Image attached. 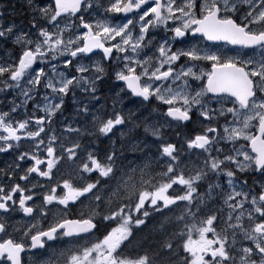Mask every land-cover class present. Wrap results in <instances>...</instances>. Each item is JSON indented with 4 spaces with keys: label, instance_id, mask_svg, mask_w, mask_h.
Segmentation results:
<instances>
[{
    "label": "snow or ice",
    "instance_id": "6c2138e0",
    "mask_svg": "<svg viewBox=\"0 0 264 264\" xmlns=\"http://www.w3.org/2000/svg\"><path fill=\"white\" fill-rule=\"evenodd\" d=\"M22 8L0 2V264H264V0Z\"/></svg>",
    "mask_w": 264,
    "mask_h": 264
},
{
    "label": "flooded vegetation",
    "instance_id": "af4514ba",
    "mask_svg": "<svg viewBox=\"0 0 264 264\" xmlns=\"http://www.w3.org/2000/svg\"><path fill=\"white\" fill-rule=\"evenodd\" d=\"M0 2L5 4H11L17 7L16 12L10 15L8 19L15 20L16 22H18L19 25H23L27 22V16L26 14H24V10L22 8L23 0H21L20 2H13L12 0H0ZM19 218L20 217L18 216L17 219Z\"/></svg>",
    "mask_w": 264,
    "mask_h": 264
},
{
    "label": "rangeland",
    "instance_id": "374dc122",
    "mask_svg": "<svg viewBox=\"0 0 264 264\" xmlns=\"http://www.w3.org/2000/svg\"><path fill=\"white\" fill-rule=\"evenodd\" d=\"M9 5V12L10 13H15L16 12V6H15V8H13L12 6H14V5H11V4H8ZM17 24H18V22H16ZM138 131V134L141 136V137H143L145 134L143 133V130L142 129H139V130H137Z\"/></svg>",
    "mask_w": 264,
    "mask_h": 264
}]
</instances>
